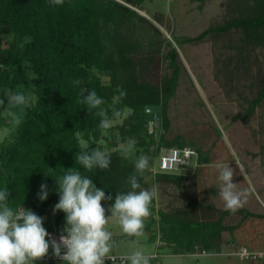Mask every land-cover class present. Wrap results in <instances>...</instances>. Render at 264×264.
<instances>
[{
  "label": "trees",
  "instance_id": "obj_1",
  "mask_svg": "<svg viewBox=\"0 0 264 264\" xmlns=\"http://www.w3.org/2000/svg\"><path fill=\"white\" fill-rule=\"evenodd\" d=\"M145 1L63 0L62 4L55 5L51 0H0V100L4 101L0 104V128L10 125L2 116L8 104L6 88L23 94L31 91L35 97L29 105L19 106V123L0 142V191L7 188L8 204L13 209L23 206L45 218L43 226L48 233L54 230L61 234L66 223L63 211H57L53 217L48 212L49 205L59 201L55 180L62 177L66 169L73 167L103 189L106 196L111 195L112 200L101 202L110 206L117 192L131 190L127 178L135 171V159L140 155L148 156L149 144L155 143L147 130L149 122H154V113L148 111L149 108H156L158 113L162 111L159 125L161 130L168 128L165 110L177 86V52L171 48L164 56L169 60L171 74L152 83L145 79V71L154 57H149L147 63L137 60L139 44L122 32L133 20L145 21L135 11L141 10ZM233 1L235 9L240 11L237 17L210 27L194 38L184 37L181 43L234 29L241 31L244 44L253 49L264 48V0ZM150 26L157 31L153 24ZM104 76L108 77L106 83L102 81ZM77 79L81 81L78 86L73 84ZM81 88L94 90L104 104L88 110L85 104L79 103ZM120 91L126 95L121 97ZM263 99L264 84L249 103L246 116L251 115ZM120 109L129 113L114 127L119 141L135 139L136 149L127 158L122 154L124 148L105 151L111 160L107 169L85 170L75 161L81 142L89 145V151L92 148L104 151L98 144L107 141L104 130L99 127L100 121L105 117L118 120L122 117ZM115 110L120 113L118 119L113 116ZM153 128L159 131L160 142H156L155 153L148 156L150 165L162 144L167 145L163 133L155 125ZM154 180L181 189L186 178L156 174ZM138 181L145 187L142 174H138ZM42 183L47 185L48 191L45 201H40L37 195ZM154 205L155 199L150 213L154 212ZM199 209L216 213L217 217L193 221L187 210L157 211L158 218L148 221L160 232L157 238L162 245H156L157 248L171 247L173 254L180 255L214 250L222 232L234 230L248 218H264V213L244 208L235 214L213 205ZM230 215H239L240 220L226 226L223 221ZM155 236L151 235L150 240L154 241Z\"/></svg>",
  "mask_w": 264,
  "mask_h": 264
},
{
  "label": "rangeland",
  "instance_id": "obj_2",
  "mask_svg": "<svg viewBox=\"0 0 264 264\" xmlns=\"http://www.w3.org/2000/svg\"><path fill=\"white\" fill-rule=\"evenodd\" d=\"M235 6L233 0H146L141 10H135L145 21L136 19L130 26L122 28L127 38L140 46L137 60L147 63L149 57H154L145 71V79L152 83L171 74L169 60L164 56L171 48L176 50L179 76L175 91L166 103L169 125L166 130H161L160 110L156 128L163 133L167 144H162L161 148L187 146L196 155L180 174L186 178L181 189L156 182L150 171L142 174L145 187L141 189L155 187L158 192L154 212L145 218L141 237L123 234L116 218H110L107 228L116 242L111 254L127 255L140 249L147 255H158L151 260V264H251L228 255L236 247L233 250L221 249V239L215 242L214 250H206V256L173 254L171 247L157 248L156 238L160 232L156 231L154 223L148 224L152 218H158L157 211L173 213L175 210H187L193 221L215 219L216 213L199 208L213 205L224 209L216 172L209 167L218 159L229 161L233 164L230 166L232 169L237 168L232 182L246 191V202L242 208L264 213V99L254 107L251 115L246 116L249 103L257 97L264 84V48L258 46L253 49L244 44L243 34L234 29L225 33H210L199 41L181 43L184 37L194 38L210 27L220 26L237 17L240 11ZM102 81L108 82V77H102ZM25 95L28 103L23 106L35 99L31 91H25ZM120 110L122 117L112 120V126L103 132L107 141L98 144L103 146L104 151H112L131 143L133 153L136 140L122 143L114 128L129 113L126 109ZM19 113V106L7 104L2 116L10 125L0 128V142L15 126ZM154 125H147L148 134L152 131L155 140L148 146L150 157L157 149L156 142H160L159 131L154 130ZM233 159L239 162L240 167ZM102 206L105 215L110 216V206L104 203ZM239 220V215H230L223 224L234 225ZM258 228L264 233L263 224ZM155 234V240L151 241V235ZM229 235L226 233L224 238H229ZM257 251L264 252V249Z\"/></svg>",
  "mask_w": 264,
  "mask_h": 264
},
{
  "label": "clouds",
  "instance_id": "obj_3",
  "mask_svg": "<svg viewBox=\"0 0 264 264\" xmlns=\"http://www.w3.org/2000/svg\"><path fill=\"white\" fill-rule=\"evenodd\" d=\"M55 5H60L63 0H51ZM74 85H80V80L73 81ZM9 105L23 106L28 103V98L21 92H13L5 89ZM120 91V96H125ZM79 103L87 106L88 110L98 109L104 104L103 98L92 90L80 89ZM4 101L0 100V104ZM98 115L102 113L98 112ZM119 118L120 113H113ZM19 123V118H15ZM112 120L105 117L101 119L99 127L107 130L112 126ZM155 122V121H154ZM81 151L75 155V161L85 170L94 168L107 169L110 165V155L105 151L92 148L81 142ZM133 145L130 143L123 149L125 158L132 154ZM235 160V159H233ZM238 167L239 162L235 160ZM209 167L216 172L219 185V195L224 203V211L235 214L246 202V191L238 188L233 183L234 169L229 166V161L218 159ZM135 171L127 178L130 185L126 193L117 192L114 203L108 211L110 216L105 215L102 201L112 200V196L105 195L103 189L97 188L93 181L75 170L73 167L66 169L65 174L58 180L57 193L59 201L55 204L53 214L57 211L65 213V226L59 236V242L50 237L43 226V217L30 209L19 207L13 209L8 204L9 192L7 188L0 191V264H36V261L48 256L51 247L53 256L63 261V264H105V260H115L111 253L115 246L113 234L108 230L109 219L115 217L121 232L128 237H141L143 235L144 220L150 213V205L157 197L155 187L141 189L138 174L151 171L149 157L140 155L134 162ZM137 189H140L137 191ZM40 201L48 198L47 185L41 184L38 192ZM63 250V254H62ZM121 264H151L155 256L147 255L137 249L130 254L119 257Z\"/></svg>",
  "mask_w": 264,
  "mask_h": 264
},
{
  "label": "built area",
  "instance_id": "obj_4",
  "mask_svg": "<svg viewBox=\"0 0 264 264\" xmlns=\"http://www.w3.org/2000/svg\"><path fill=\"white\" fill-rule=\"evenodd\" d=\"M149 124L153 125L155 123L149 122ZM152 133V131H150ZM196 155L195 151L191 148L187 147H167V148H160L158 155L154 158L153 163L150 165L151 171L150 173L152 175L156 174H172V175H178L183 170L187 168V166L192 161V158H194ZM55 204H51L48 207V212L51 217H53L55 214H53ZM50 237L52 239H55L57 242H59V236L60 234H57L54 230L49 232ZM156 245H162V242L159 241V238L156 240ZM63 254V250H62ZM116 257L115 260H105V264H121V261L119 259L122 255H114ZM155 256V259L158 257L157 254H153ZM194 256H206L207 252L205 250L202 251H195L193 253ZM228 255L235 256L239 261L242 262H249L251 264H264V252H260L257 250H250L246 246H239L236 247L231 253ZM152 256V255H151ZM36 264H63V261L60 259H57L53 256L51 247L49 248L48 256L45 258L36 261Z\"/></svg>",
  "mask_w": 264,
  "mask_h": 264
},
{
  "label": "crops",
  "instance_id": "obj_5",
  "mask_svg": "<svg viewBox=\"0 0 264 264\" xmlns=\"http://www.w3.org/2000/svg\"><path fill=\"white\" fill-rule=\"evenodd\" d=\"M184 147H187V146H184ZM191 162H193V160ZM232 165L233 164H229V166H232ZM236 170L237 168L234 167V171ZM241 173L243 175L242 169H241ZM237 174L241 175L239 173ZM261 224L264 225V218H249L245 220L239 227L235 228L234 230L222 232L219 237V239H221V243H223V246L221 245V249L233 250L235 247H238V246H246L253 250L264 249V233L262 232L261 228H258V226ZM229 232L231 235H229ZM226 233L229 235V238L227 239L224 238Z\"/></svg>",
  "mask_w": 264,
  "mask_h": 264
},
{
  "label": "water",
  "instance_id": "obj_6",
  "mask_svg": "<svg viewBox=\"0 0 264 264\" xmlns=\"http://www.w3.org/2000/svg\"><path fill=\"white\" fill-rule=\"evenodd\" d=\"M151 113H154V121H155V126L158 125V122H159V114H158V110L155 108V109H152V108H149V110Z\"/></svg>",
  "mask_w": 264,
  "mask_h": 264
}]
</instances>
